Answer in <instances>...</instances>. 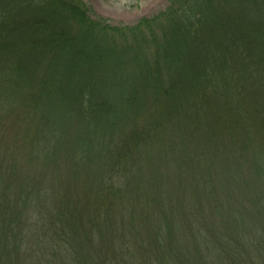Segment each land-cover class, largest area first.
Returning a JSON list of instances; mask_svg holds the SVG:
<instances>
[{"label": "trees", "instance_id": "1", "mask_svg": "<svg viewBox=\"0 0 264 264\" xmlns=\"http://www.w3.org/2000/svg\"><path fill=\"white\" fill-rule=\"evenodd\" d=\"M90 16L0 0L6 262L264 264V0Z\"/></svg>", "mask_w": 264, "mask_h": 264}, {"label": "rangeland", "instance_id": "2", "mask_svg": "<svg viewBox=\"0 0 264 264\" xmlns=\"http://www.w3.org/2000/svg\"><path fill=\"white\" fill-rule=\"evenodd\" d=\"M90 10V17L102 19L111 26H135L144 18H152L165 11L171 0H83ZM48 248V247H47ZM46 247H28L20 252L21 264H58L56 256L41 259V250ZM5 250V249H4ZM9 251V250H8ZM9 253L0 252V264L10 262ZM27 262H24L25 260ZM7 261V262H6ZM8 264V263H7Z\"/></svg>", "mask_w": 264, "mask_h": 264}]
</instances>
